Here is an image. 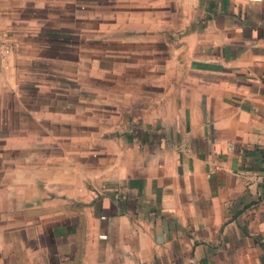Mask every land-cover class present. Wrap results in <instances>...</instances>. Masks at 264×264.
<instances>
[{"label": "crops", "instance_id": "obj_1", "mask_svg": "<svg viewBox=\"0 0 264 264\" xmlns=\"http://www.w3.org/2000/svg\"><path fill=\"white\" fill-rule=\"evenodd\" d=\"M0 264H264V0H0Z\"/></svg>", "mask_w": 264, "mask_h": 264}, {"label": "built area", "instance_id": "obj_2", "mask_svg": "<svg viewBox=\"0 0 264 264\" xmlns=\"http://www.w3.org/2000/svg\"><path fill=\"white\" fill-rule=\"evenodd\" d=\"M9 52H10V47L9 46H3L0 53L4 54V53H9Z\"/></svg>", "mask_w": 264, "mask_h": 264}]
</instances>
